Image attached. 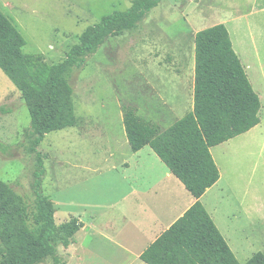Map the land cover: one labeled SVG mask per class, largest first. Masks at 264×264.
Returning a JSON list of instances; mask_svg holds the SVG:
<instances>
[{
	"label": "rangeland",
	"instance_id": "rangeland-1",
	"mask_svg": "<svg viewBox=\"0 0 264 264\" xmlns=\"http://www.w3.org/2000/svg\"><path fill=\"white\" fill-rule=\"evenodd\" d=\"M131 2L0 0V10L23 36L29 74L39 88L49 68L66 59L88 27L126 10ZM217 24L227 28L259 96L260 123L211 148L220 179L201 203L240 264L257 252L264 254V0H159L134 28L106 39L72 70L68 81L75 124L47 134L36 148L45 168L41 191L52 202L57 226L77 218L98 230L122 208L130 219L135 212L130 195L118 205L130 185L120 164L136 159L125 144L123 113L130 108L163 131L190 112L194 37ZM33 138L24 100L0 70V141L10 153L0 154V180L30 206L37 169L30 150ZM83 233L74 235L67 247L56 237L58 261L49 257L38 264H109V247L92 238L82 244ZM88 243L90 250L83 248ZM2 253L0 243V257Z\"/></svg>",
	"mask_w": 264,
	"mask_h": 264
},
{
	"label": "trees",
	"instance_id": "trees-1",
	"mask_svg": "<svg viewBox=\"0 0 264 264\" xmlns=\"http://www.w3.org/2000/svg\"><path fill=\"white\" fill-rule=\"evenodd\" d=\"M159 0H132L124 11H114L88 27L67 53L49 68L46 81L34 86L31 60L24 54L23 36L0 10V70L20 92L30 116L35 153L32 206L0 180V264H38L58 261L53 244L59 237L67 247L83 223L77 218L57 226L55 209L41 191L43 156L36 151L44 137L75 124L73 89L69 74L94 54L109 37L134 28ZM261 101L252 88L223 24L198 31L194 37L193 107L161 131L127 108L123 125L130 150L148 146L195 199L185 213L162 232L140 255L145 264H240L204 208L200 198L217 183L219 170L211 148L242 135L260 123ZM8 147L0 141V154ZM245 264H264L255 253Z\"/></svg>",
	"mask_w": 264,
	"mask_h": 264
},
{
	"label": "crops",
	"instance_id": "crops-1",
	"mask_svg": "<svg viewBox=\"0 0 264 264\" xmlns=\"http://www.w3.org/2000/svg\"><path fill=\"white\" fill-rule=\"evenodd\" d=\"M125 144L128 145L127 139ZM144 148L134 153V163L125 160L119 167L123 174H129L130 185L129 192L121 196L118 205L124 204L125 198L130 195L129 199L135 210L130 219L124 215L122 208L117 216L107 217L105 225L100 229L91 230L90 223L82 222L83 226L76 233L85 232L81 236L82 244L92 238L98 239L102 247H109L112 255L107 259L109 264H145L140 259L141 253L195 202L167 167L154 157L153 151ZM215 185L200 198L201 202ZM124 228H129L130 231L126 233V230H122ZM90 245L92 244L88 243L83 248L90 250ZM118 253L122 256H118Z\"/></svg>",
	"mask_w": 264,
	"mask_h": 264
}]
</instances>
